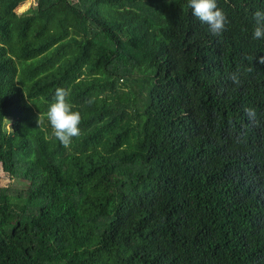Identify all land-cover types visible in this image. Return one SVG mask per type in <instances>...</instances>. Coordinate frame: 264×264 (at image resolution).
Segmentation results:
<instances>
[{"label":"trees","instance_id":"1","mask_svg":"<svg viewBox=\"0 0 264 264\" xmlns=\"http://www.w3.org/2000/svg\"><path fill=\"white\" fill-rule=\"evenodd\" d=\"M26 1L0 0V264H264V0H218L219 37L188 0Z\"/></svg>","mask_w":264,"mask_h":264},{"label":"clouds","instance_id":"2","mask_svg":"<svg viewBox=\"0 0 264 264\" xmlns=\"http://www.w3.org/2000/svg\"><path fill=\"white\" fill-rule=\"evenodd\" d=\"M186 7L191 9L192 15L201 24L208 26L213 36L219 37L227 31L230 21L223 9L218 6V0H188ZM252 19L254 20L253 39L264 40V10H256L252 14ZM246 59L252 60L253 58L246 57ZM259 63L264 65V57H259ZM230 78L234 83H240L237 76L234 75ZM68 96L67 89L57 88L54 102L51 103L45 114L51 125L52 135L66 148L71 145L74 138H78L82 134L80 128L82 115L79 111L73 110L74 106L69 102ZM245 113L250 119H255L253 108H246ZM37 122L38 124L42 122L40 114Z\"/></svg>","mask_w":264,"mask_h":264},{"label":"rangeland","instance_id":"3","mask_svg":"<svg viewBox=\"0 0 264 264\" xmlns=\"http://www.w3.org/2000/svg\"><path fill=\"white\" fill-rule=\"evenodd\" d=\"M36 2H37L36 0H27L25 3H23L18 7L17 11L19 12L26 11L30 7L35 6ZM29 114L30 113H28V115ZM9 126H10V122L6 121L5 127L9 128ZM19 168L15 169V171L11 173L1 171V181H2V185L5 188H9V192L12 195L20 196V197L23 196L24 198H26L27 197L26 190H27L28 182L24 181L22 178L26 166L22 164ZM27 212L31 213L32 211L31 209H29Z\"/></svg>","mask_w":264,"mask_h":264}]
</instances>
